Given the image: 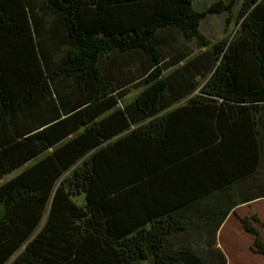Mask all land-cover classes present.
<instances>
[{"label":"trees","instance_id":"obj_1","mask_svg":"<svg viewBox=\"0 0 264 264\" xmlns=\"http://www.w3.org/2000/svg\"><path fill=\"white\" fill-rule=\"evenodd\" d=\"M235 6L0 0V264H226L218 226L264 197V0ZM178 35L211 50L165 73Z\"/></svg>","mask_w":264,"mask_h":264},{"label":"rangeland","instance_id":"obj_2","mask_svg":"<svg viewBox=\"0 0 264 264\" xmlns=\"http://www.w3.org/2000/svg\"><path fill=\"white\" fill-rule=\"evenodd\" d=\"M214 0H193V5L196 9H202L209 3H211ZM241 0H236V6L232 10V15H235L236 9L238 7V4L240 3ZM225 14H209L206 15L201 23H200V31L202 34L207 38L210 42H215L219 40L220 38L226 36L228 39H230L235 32V26L231 23H229L227 26H225ZM224 29H227L226 31ZM178 40L177 43L173 45L174 48H168L165 47V60H164V65H165V73L168 71H173L175 66L179 67L184 65V63L192 58H198L199 61H205L207 57L204 55V53H207L211 50L210 46L207 47H202L200 46L195 39L191 41H185L182 39L181 36H177ZM181 55L182 57L185 58V60L179 62V64L173 66L171 65V59L172 57H176ZM201 73L202 68H201ZM202 75V74H201ZM198 82L197 85L200 86V84L203 82L202 81V76L197 77ZM141 85L140 82H134L130 86H125L122 88V90L119 92V99H118V106H124L128 103L131 102L132 98L134 95L140 91ZM21 169H15L12 172L4 175L2 177V180H0V183L3 182L4 180H7L14 175H16ZM230 192H234L233 190ZM257 224V223H256ZM257 226V225H256ZM259 227H263L259 223ZM225 228L222 229V232ZM180 236V235H179ZM223 244V243H222ZM135 264H147L145 261H139L136 262Z\"/></svg>","mask_w":264,"mask_h":264},{"label":"crops","instance_id":"obj_3","mask_svg":"<svg viewBox=\"0 0 264 264\" xmlns=\"http://www.w3.org/2000/svg\"><path fill=\"white\" fill-rule=\"evenodd\" d=\"M253 212L264 220V197L236 204L218 226L216 245L224 254L226 264H264V256L251 249L254 236L240 222L241 217L250 216ZM256 225L264 241V228L259 227L258 223Z\"/></svg>","mask_w":264,"mask_h":264},{"label":"bare ground","instance_id":"obj_4","mask_svg":"<svg viewBox=\"0 0 264 264\" xmlns=\"http://www.w3.org/2000/svg\"><path fill=\"white\" fill-rule=\"evenodd\" d=\"M256 223H258L259 224V222H256V221H254V224L256 225ZM257 227V226H256ZM258 228V227H257ZM259 229V228H258Z\"/></svg>","mask_w":264,"mask_h":264}]
</instances>
